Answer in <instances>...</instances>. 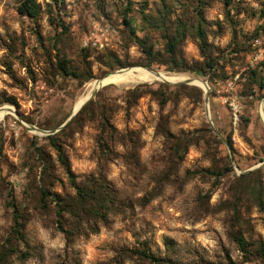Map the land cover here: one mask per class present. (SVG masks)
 I'll return each mask as SVG.
<instances>
[{
    "label": "rangeland",
    "instance_id": "1",
    "mask_svg": "<svg viewBox=\"0 0 264 264\" xmlns=\"http://www.w3.org/2000/svg\"><path fill=\"white\" fill-rule=\"evenodd\" d=\"M23 1L0 0V264H264V0ZM137 67L206 81L213 125L181 80L104 85L60 128L92 80ZM49 135L78 183L119 195L79 229L64 216L71 235Z\"/></svg>",
    "mask_w": 264,
    "mask_h": 264
},
{
    "label": "trees",
    "instance_id": "2",
    "mask_svg": "<svg viewBox=\"0 0 264 264\" xmlns=\"http://www.w3.org/2000/svg\"><path fill=\"white\" fill-rule=\"evenodd\" d=\"M231 0H226V4H230ZM20 11L22 13L35 15L37 13V4L36 0H24L20 6ZM175 39L169 43V48L173 50ZM66 65V64H65ZM148 66L151 67L149 64ZM66 70L67 67L63 66ZM83 109H81L82 111ZM79 111V113H81ZM51 138L52 144L58 150L60 159L63 160V163L66 166V170L70 177L71 182L75 185L77 195L76 199H65L64 197L57 196V217L60 227L63 231L67 232V229L61 225L64 216H73L76 217L78 224V229L81 228L83 222L87 225L89 220L92 219L91 216L98 220L99 218L106 217L109 211L116 206H119L120 201L118 200V193L113 189L110 183H108L103 177L95 176H86L83 180V183H78L77 176L73 173L70 165L66 163L64 158L63 151L61 147L57 144L54 135H49ZM49 195V191L45 188L41 189V199L45 200ZM72 199V200H71ZM72 201V202H71ZM25 214L20 213L19 211L14 212V224L13 229L11 230L12 236L17 237L19 240H24L22 235L23 230V220ZM89 228V227H83ZM74 232V229L67 232L69 235ZM69 237V236H68ZM244 241V237H241ZM245 242V241H244ZM14 251L13 249H11ZM138 256H142L146 259H151L152 261L160 262L153 253L149 251H136ZM234 264V263H230Z\"/></svg>",
    "mask_w": 264,
    "mask_h": 264
},
{
    "label": "bare ground",
    "instance_id": "3",
    "mask_svg": "<svg viewBox=\"0 0 264 264\" xmlns=\"http://www.w3.org/2000/svg\"><path fill=\"white\" fill-rule=\"evenodd\" d=\"M160 72V73H158ZM187 75V74H186ZM182 74H170L162 71H146L140 67L137 68H127L118 71H114L102 79H94L89 83L88 91L79 97L76 102L74 109L80 108V106L90 97V95L97 89L102 87L103 85L111 84V83H133L139 81H171L177 82L181 80H187L189 77ZM191 82L200 85L204 88L203 80L198 78H191ZM261 112L264 116V101L262 102ZM8 113V109L0 108V118L4 117ZM10 113V112H9Z\"/></svg>",
    "mask_w": 264,
    "mask_h": 264
},
{
    "label": "water",
    "instance_id": "4",
    "mask_svg": "<svg viewBox=\"0 0 264 264\" xmlns=\"http://www.w3.org/2000/svg\"><path fill=\"white\" fill-rule=\"evenodd\" d=\"M148 69H150V68H148ZM158 73H160V72H158ZM104 78V77H103ZM102 79V78H101ZM100 80V79H99ZM183 81H185V82H187V83H189V82H191V78H189V79H187V80H183ZM165 82H169V81H165ZM192 83V82H191ZM203 83H204V89H205V94H206V112H207V116H208V118L210 119V121H211V123H212V125H213V122H212V119H211V114H210V109H209V104H208V96H209V86H208V83L206 82V81H203ZM104 86V85H103ZM102 86V87H103ZM101 88V87H100ZM100 88H97L91 95H90V97L80 106V108H78V109H74V111L72 112V114H71V116L68 118V120L60 127V128H63L65 125H67L78 113H79V111L82 109V107L84 106V105H86L95 95H96V93H97V91L100 89ZM55 131H52V132H50V133H54ZM262 164H264V162L262 163ZM261 164V165H262Z\"/></svg>",
    "mask_w": 264,
    "mask_h": 264
}]
</instances>
